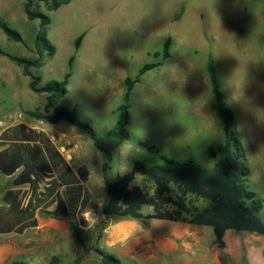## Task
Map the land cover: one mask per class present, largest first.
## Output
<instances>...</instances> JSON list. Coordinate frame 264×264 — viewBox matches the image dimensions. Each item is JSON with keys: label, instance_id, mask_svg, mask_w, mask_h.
Wrapping results in <instances>:
<instances>
[{"label": "rangeland", "instance_id": "1", "mask_svg": "<svg viewBox=\"0 0 264 264\" xmlns=\"http://www.w3.org/2000/svg\"><path fill=\"white\" fill-rule=\"evenodd\" d=\"M26 1L0 0V17L23 37L15 42L0 28V48L27 58H37L41 51L43 66L32 69L40 85L61 80L70 71L68 94L59 105L75 109L101 135L119 120L126 79L135 81L146 63L162 64L134 82L129 138L104 139L112 160L103 171L106 155L84 130L28 114L44 108L46 95L33 92L31 78L0 54V132L26 123L44 131L75 170L86 167L89 201L83 215L89 210L92 214V223L85 218L83 242L71 233L72 215L62 220L43 217L54 222L8 240L17 254L5 264H29L32 255L38 264H51L53 258L54 264H222L211 227L106 216V183L128 172L135 159L214 165L210 149L224 142L225 133L206 70L211 54L244 150L248 186L261 199L264 220V0H69L54 11L33 0L32 9L49 18L44 27L41 19L27 18ZM42 30L54 47L52 55L37 41ZM167 40L171 57L163 59ZM135 183L141 185V178ZM8 185L0 173V194ZM178 195L174 188L171 196ZM188 199L200 210L213 205L196 195ZM152 212L143 208L145 215ZM122 220L138 223L142 230L126 242L121 232L109 236L110 224ZM224 253L226 264H264V234L229 231Z\"/></svg>", "mask_w": 264, "mask_h": 264}, {"label": "trees", "instance_id": "2", "mask_svg": "<svg viewBox=\"0 0 264 264\" xmlns=\"http://www.w3.org/2000/svg\"><path fill=\"white\" fill-rule=\"evenodd\" d=\"M42 1L49 11L69 3V0ZM33 7V0H27L24 4L27 18L30 21L41 19V25L46 26L49 23L48 16L33 10ZM0 28L10 40L23 42L21 33L1 17ZM82 38L83 35H80L75 41L77 50ZM37 41L42 51L47 50L49 55L54 53V47L47 39L45 30L39 34ZM169 47L170 41L167 40L162 52L163 59L171 57ZM38 53L37 58H27L0 48L1 55L18 64L23 74L31 78L30 89L46 95L44 108L28 111V114L52 124L65 121L84 130L95 148L106 155L103 165V171H106L112 155L104 147V139L128 140L130 134L126 127L130 121L129 99L134 82H138L143 74L162 63H146L138 71L135 81L126 79L124 102L118 107L119 120L108 133L101 135L90 124L80 120L75 109L59 105V100L68 94L72 76L70 71L61 80L54 79L40 85V77L32 73V69L43 66L41 51ZM73 61L74 56L69 60V68ZM206 70L218 112L223 118L225 133L224 142L216 149H210L214 165L206 167L193 161L181 162L164 157V163L135 159L128 172L107 181V200L103 205V213L106 216L137 220H182L194 226L211 227L215 236L214 244L220 251L219 259L222 264H226L224 250L229 231L264 234V220L261 217L263 205L261 199L248 186L249 172L244 150L233 130L234 115L224 101L216 63L211 54L208 56ZM0 148V171L7 176L17 174L14 179L15 186H30V199L18 216L24 223L15 232L23 233L27 228L37 226V220L29 218H34L35 212L39 210L59 220L72 215L71 233L83 242L84 228L88 224L83 215L89 201V192L84 186L89 178L88 169L83 166L75 170L44 131L32 128L26 123H18L3 130L0 134ZM137 177L141 178V185L135 183ZM174 188L179 193L176 199L171 196ZM189 195L210 200L213 205L200 210L194 205V201L188 199ZM144 207H151L153 212L145 215ZM12 212L14 210L8 214ZM187 215L190 216L189 219L186 218ZM12 230V227H0V233H9ZM56 260L53 258L51 264Z\"/></svg>", "mask_w": 264, "mask_h": 264}, {"label": "crops", "instance_id": "3", "mask_svg": "<svg viewBox=\"0 0 264 264\" xmlns=\"http://www.w3.org/2000/svg\"><path fill=\"white\" fill-rule=\"evenodd\" d=\"M32 128H34V127H32ZM37 130H39V129H37ZM2 132H3V130L0 132V134ZM65 158L69 162L68 158L67 157H65ZM0 173L2 175H4L6 177V179H8V181H9V185L5 189L6 192H3L2 194H0V227L1 228H5V227H12L13 228V230L9 233H7V232L6 233H0V264H5L8 260H12L17 254L16 250L13 248V246L10 243H8V240L15 238L14 236H16V237L22 236L24 234H28V233L32 232L33 230H38L41 227H43L49 223L52 224L54 222L55 218L52 217L54 220H51V219L46 220L43 217L48 216V215L43 214L39 210H37L35 212L34 218H31V219L29 218V220L36 219L37 220V226L27 228L26 230H24L23 233L15 232L16 228L24 223L22 219L21 220L18 219L19 218L18 216L20 215L21 210L26 207V205L30 199V195H31L30 186L27 184L21 185V186H15L14 185V179H15L17 174H14L12 176H7V175L3 174L1 171H0ZM50 209H53V207H51ZM11 210H14V212H12L9 215L8 213ZM27 262L29 264H38L36 257H34L33 255L31 256V258H29L27 260Z\"/></svg>", "mask_w": 264, "mask_h": 264}, {"label": "clouds", "instance_id": "4", "mask_svg": "<svg viewBox=\"0 0 264 264\" xmlns=\"http://www.w3.org/2000/svg\"><path fill=\"white\" fill-rule=\"evenodd\" d=\"M91 215L90 210L85 213V218L90 223H92ZM141 230V226L138 223L131 220H122L111 223L108 228V234L110 236L113 232H121L124 235L126 242L127 240L134 238L136 233Z\"/></svg>", "mask_w": 264, "mask_h": 264}]
</instances>
